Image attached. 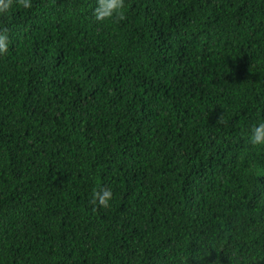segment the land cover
<instances>
[{
  "label": "trees",
  "instance_id": "obj_1",
  "mask_svg": "<svg viewBox=\"0 0 264 264\" xmlns=\"http://www.w3.org/2000/svg\"><path fill=\"white\" fill-rule=\"evenodd\" d=\"M93 7L0 15V264H264V0Z\"/></svg>",
  "mask_w": 264,
  "mask_h": 264
},
{
  "label": "clouds",
  "instance_id": "obj_2",
  "mask_svg": "<svg viewBox=\"0 0 264 264\" xmlns=\"http://www.w3.org/2000/svg\"><path fill=\"white\" fill-rule=\"evenodd\" d=\"M34 0H0V15L15 7L21 10H31ZM125 0H94L92 17L95 21L105 22L111 20H123ZM10 35L6 28L0 27V56L9 52ZM249 142L254 146H264V121L252 125L248 133ZM110 189L97 188L92 192V203L100 207L107 208L112 199Z\"/></svg>",
  "mask_w": 264,
  "mask_h": 264
}]
</instances>
